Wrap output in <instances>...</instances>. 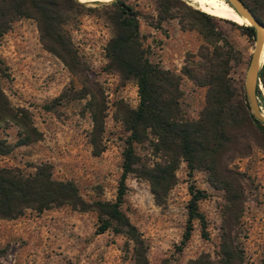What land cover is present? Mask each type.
Masks as SVG:
<instances>
[{
  "label": "rangeland",
  "instance_id": "obj_1",
  "mask_svg": "<svg viewBox=\"0 0 264 264\" xmlns=\"http://www.w3.org/2000/svg\"><path fill=\"white\" fill-rule=\"evenodd\" d=\"M123 1L137 13L144 56L180 77L182 114L195 119L204 104L205 87L184 76L181 68L188 59L196 60L198 48L206 44L190 17L196 16L194 11L207 12L199 7L198 0H170L168 8L162 0ZM104 4L72 6L64 13L63 27L82 63L77 74L42 47L32 18L14 19L0 36V59L6 68L0 88L11 105L29 111L32 125L40 132L38 140L14 146L9 154L0 156V166L27 173L37 163H48L54 179L72 181L88 202L115 199L121 151L127 136L120 108L122 105L134 108L138 101L134 80L122 79L107 67L104 47L112 36V27L107 19L111 10L102 7ZM207 14L215 18L216 29L239 53L240 62L231 64L229 76L237 88L243 89L254 39L246 36L238 25H246L247 21L244 18L241 23ZM261 20L264 23V14ZM258 89L264 99L260 83ZM256 100L260 104L257 96ZM91 105L101 109L103 115L99 143L102 150L97 154L92 153L89 144ZM261 113L264 116V110ZM18 131L11 123L0 124V137L11 144L18 138ZM246 142L248 150L242 151L248 152L233 158L228 167L238 173L241 187L238 241L243 262L260 264L264 250V137L250 127ZM134 151L139 163L150 165L160 160L161 155L154 153L148 142L136 144ZM174 175L164 203L156 205L148 181L136 172L129 174L120 209L147 243L148 264H186L200 254L215 261L226 193L213 186L202 170H194L188 176L183 161ZM190 184L205 193L197 202V211L205 219L207 238L200 236L199 223L194 219L188 241L178 247ZM96 225L95 210L79 212L67 206L40 213L27 209L16 218L0 219V247L4 249L1 263L131 264V243L126 237L110 229L96 234Z\"/></svg>",
  "mask_w": 264,
  "mask_h": 264
},
{
  "label": "trees",
  "instance_id": "obj_2",
  "mask_svg": "<svg viewBox=\"0 0 264 264\" xmlns=\"http://www.w3.org/2000/svg\"><path fill=\"white\" fill-rule=\"evenodd\" d=\"M241 1L262 21L264 0ZM162 2L168 8L170 0ZM72 6L81 7L83 4L75 0H0V36L14 19L32 18L42 47L60 59L71 73H80L82 63L63 27L64 13ZM102 7L111 10L107 13V19L112 27V36L104 47L107 67L122 79L134 80L138 96L134 108L123 105L120 108V120L127 136L121 151L115 199L85 201L72 181L52 177L48 163H37L27 173L14 167L0 166V219L16 218L27 209L36 213L62 206L79 212L95 210L97 225L94 232L98 234L110 229L114 234L125 236L131 243V264H148L147 243L120 209L126 190L125 179L133 172L146 179L153 202L162 205L174 183V172L183 161L188 176L194 170H202L213 186L226 193L217 259L213 261L207 254H200L186 264H245L238 241L243 201L241 187L238 173L228 164L233 158L248 152L242 151L248 150L246 131L253 127L264 137V126L253 118L243 89L237 88L229 76L231 64L240 62L238 51L216 29L213 16L194 11L196 16H191L190 20L195 23L206 44L198 48L196 60L188 59L181 73L205 87V95L198 116L187 119L182 114L179 101L180 77L144 56L139 41L137 13L123 0H110ZM238 27L246 36L254 37L252 26L246 24ZM5 70L0 59V78ZM259 83L264 90V60L255 83V93L262 111L264 99L258 89ZM90 117L89 144L92 153L97 154L102 150L99 145L103 130L102 110L91 105ZM7 123L18 128L19 136L12 144L0 137V156L9 154L14 146L40 138V132L32 125L29 111L25 107L11 105L0 88V124ZM144 142L150 144L154 153L161 155L159 161L150 165L139 163L134 146ZM188 193L186 220L178 247L188 241L194 219L199 223L200 236L207 238L205 219L197 211V202L205 197V193L191 184L188 185ZM3 254L4 249L0 247V264ZM260 264H264V250Z\"/></svg>",
  "mask_w": 264,
  "mask_h": 264
},
{
  "label": "water",
  "instance_id": "obj_3",
  "mask_svg": "<svg viewBox=\"0 0 264 264\" xmlns=\"http://www.w3.org/2000/svg\"><path fill=\"white\" fill-rule=\"evenodd\" d=\"M76 1L83 4H97L100 2H108H81L78 0ZM225 3H227L237 15L245 18L247 21V25L252 26L254 30V44L252 47V52L250 53L246 70L244 72L243 89L248 101L250 113L252 114L253 118H255L264 126V116L260 111L255 95V83L257 80V72L264 60V56L260 60L261 48L264 45V23L262 21H259L241 0H225Z\"/></svg>",
  "mask_w": 264,
  "mask_h": 264
},
{
  "label": "bare ground",
  "instance_id": "obj_4",
  "mask_svg": "<svg viewBox=\"0 0 264 264\" xmlns=\"http://www.w3.org/2000/svg\"><path fill=\"white\" fill-rule=\"evenodd\" d=\"M198 2H199L198 3L199 7L202 8L207 13L233 19L241 23L244 20L243 17H240L236 13H234L225 3L224 0H198ZM263 56H264V45L261 48L260 60Z\"/></svg>",
  "mask_w": 264,
  "mask_h": 264
}]
</instances>
